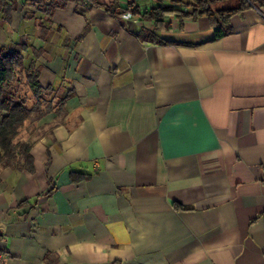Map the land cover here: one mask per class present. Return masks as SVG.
<instances>
[{"label": "crops", "instance_id": "obj_1", "mask_svg": "<svg viewBox=\"0 0 264 264\" xmlns=\"http://www.w3.org/2000/svg\"><path fill=\"white\" fill-rule=\"evenodd\" d=\"M49 1L0 20L42 90L32 170L0 168V264H264V0L218 38L119 15L192 0Z\"/></svg>", "mask_w": 264, "mask_h": 264}, {"label": "trees", "instance_id": "obj_2", "mask_svg": "<svg viewBox=\"0 0 264 264\" xmlns=\"http://www.w3.org/2000/svg\"><path fill=\"white\" fill-rule=\"evenodd\" d=\"M70 1L74 0H50L49 6L64 7ZM253 1L238 0L239 3L236 7L214 8L213 3L208 0H192L186 4V10L171 5H158L140 11L136 6L129 4L121 10L119 15L129 13L132 18L139 15L141 18L151 21L155 29L168 27L165 18L171 13L178 17L206 15L215 27V38H218L228 32L229 18ZM92 2L96 4L95 0ZM138 35L160 43L166 42L157 38L153 31L142 30ZM23 72H25V82L36 100V105L31 108L26 106L23 97L16 95L13 88V83L18 81L17 77ZM37 78V68H24L20 50L0 51V168L11 166L32 170V157L29 155L30 143L22 141L19 134L31 112L39 111L38 103L42 97V90Z\"/></svg>", "mask_w": 264, "mask_h": 264}, {"label": "rangeland", "instance_id": "obj_3", "mask_svg": "<svg viewBox=\"0 0 264 264\" xmlns=\"http://www.w3.org/2000/svg\"><path fill=\"white\" fill-rule=\"evenodd\" d=\"M42 1L43 0H0V20L2 18L6 20L9 15H12V10H15V13L19 14L20 11L28 10V5H38ZM18 77H20V75ZM20 81L21 80L18 79V81L13 83V88L21 97H25L26 89L29 91L30 88L28 86L26 87V85Z\"/></svg>", "mask_w": 264, "mask_h": 264}, {"label": "built area", "instance_id": "obj_4", "mask_svg": "<svg viewBox=\"0 0 264 264\" xmlns=\"http://www.w3.org/2000/svg\"><path fill=\"white\" fill-rule=\"evenodd\" d=\"M82 1L84 3H86V4H92L93 3L92 0H82ZM121 16L125 17L127 19H131L132 18L129 13H123V14H121ZM134 21H135V19H134ZM4 255H5L4 251L2 249H0V259H2L4 257Z\"/></svg>", "mask_w": 264, "mask_h": 264}]
</instances>
